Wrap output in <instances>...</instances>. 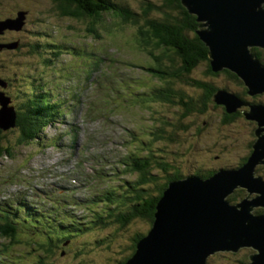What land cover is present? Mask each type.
Returning a JSON list of instances; mask_svg holds the SVG:
<instances>
[{
  "label": "rangeland",
  "instance_id": "1",
  "mask_svg": "<svg viewBox=\"0 0 264 264\" xmlns=\"http://www.w3.org/2000/svg\"><path fill=\"white\" fill-rule=\"evenodd\" d=\"M117 1L127 3L131 9L140 11L148 0ZM20 9L27 12L26 28L20 32L15 29L9 30L6 39L11 41L9 42L11 47L0 49V78L10 81L8 90L13 98V103L20 108L23 102L32 97L33 93L29 91L30 82L44 79L48 82L50 89L61 90L64 95L71 99L74 97L73 95H76V98L80 97L81 104L65 119L67 123H56L55 126H49L44 132L47 133L46 138L35 139L31 144L21 146L24 148L21 153L14 146H9L15 151V159L10 164L9 157L4 156L2 161L5 160L6 162L0 174L5 175L8 170L22 166V175L27 176L30 181L3 183L2 191H0V201L23 192H37L40 188L49 189L54 187L55 180L67 177V172L72 173L68 174L70 177H73L75 173L80 176L76 188L77 193L95 189L96 187L86 184L87 180L98 184L97 179L87 177L95 163V157L100 153L113 151L117 148L125 149L122 145L108 146L101 139L115 134L123 136L124 131L129 134L127 129H123L119 125L120 122L128 123L131 128L137 126L138 131L144 135V128L140 124L143 123L144 126V124L151 123L150 114L144 109L153 110L151 112L154 120L153 128L161 129L162 124L168 121L163 126L165 129L164 139H167L168 136L170 140L161 141L152 138L145 148V155L154 154L163 161L173 163L172 169L169 170L170 174L177 169L182 174H189L195 172L199 165L208 168V170L216 169L222 164L229 165L220 167L225 168L232 165L231 167L234 168L245 158L248 152V143L256 138L254 136L257 127L256 121L239 117L235 121L223 123L220 120L223 111L219 107L215 108L210 105L203 113H191L187 118L189 129L181 127L176 132L177 136L173 137L167 134L172 129L169 123H172L173 116L177 115L178 112L181 113L180 110L184 109V105L179 103L174 107L167 102L150 98L151 87L160 84L161 79L152 70L144 67L140 69L133 66L134 63L129 61L127 63L115 61L120 58L123 62L124 58H127L136 63L151 62L148 55L141 54L139 47L134 46L132 43L120 42L118 39L122 34L130 39L129 36L135 34L134 25H114L113 28L116 32H113L112 30H104L101 27L102 25L98 24V30L103 32V38H97L96 32L88 30L87 22L71 16L59 15V11H57L51 0H0V20H6L7 17L16 19L21 12ZM6 14H9V16H6ZM118 21V19L113 20L112 24ZM50 39H54L59 43H80L82 47L84 43H88L89 54L83 56L64 53L59 58L58 63L54 65L51 63L52 66L44 65V60L48 57L55 59L52 49L44 48L43 50V48H39L34 52L32 45L40 40V43L42 41L48 43ZM17 42L22 43L21 48H16ZM253 48L251 47V51ZM103 53L110 54L113 61L110 62L106 57H101ZM96 54L98 60L90 67L87 64L86 57L90 58ZM198 68L195 70L196 72L192 73V76L210 81L211 76L206 75L204 72L206 66L201 65ZM62 72L65 77L60 76L59 73ZM123 74H125L124 78L129 79L130 85L137 86V83L140 82V85L145 84L146 87L140 88L138 94H135V99L138 97V100L134 99L130 103H126V95L116 89V84L122 83ZM214 80H217L221 85L227 84L236 91L242 90L239 84L228 81L225 77ZM186 84L180 83L178 87L185 90L189 95H195L193 90L195 87L190 88ZM94 86L106 88L107 91L103 96L99 92L95 94V91H93ZM2 89L4 87L0 85V90ZM143 90L144 97H141ZM115 91L119 93V97ZM94 94L95 97H93ZM258 96L264 101V92L258 94ZM247 98L252 99V96L249 95ZM68 100L70 101V99ZM88 106L92 107V111L88 109ZM107 106L111 107V110L106 111ZM238 110L242 111L241 107ZM80 113L83 115V120L79 116ZM90 114H92L93 121L88 118ZM75 118L79 119L80 125L77 142L73 147L71 140L74 136L67 131L69 129L68 124L71 121L74 122ZM64 132H66V138L63 141H58V137ZM4 134L6 136L0 140V148L8 144L10 139H16L17 137V133L9 134L5 132ZM159 135H163V132ZM88 138L90 139L88 140ZM44 141L49 142L50 145L40 146L38 144ZM66 144L73 147L74 154ZM134 147L133 144L132 148L134 149ZM82 152H84V155H81ZM80 157L84 158L81 159ZM25 162H27L29 169L24 170ZM137 164L136 162L133 167L138 170ZM160 174L161 176L166 175L162 172ZM1 179L3 177H0ZM161 180H164V178ZM67 184L72 185L73 183L67 182ZM134 222V225L128 228L127 226L110 225L108 228L86 231L80 236H74L73 240H68L63 245L60 244L62 246L54 247V252L50 255L52 262L54 264H82L84 262L86 264H115L119 259H123L132 251L137 250L139 241L148 235L147 233L151 228L149 222L145 219H136ZM139 236L141 237L136 241L135 239ZM241 249L236 253L226 251L220 254L216 252V256L211 254L213 257L210 255L207 258V264H245L248 260L241 262L240 259L245 254L249 258L252 250ZM76 251L80 253L77 257H74L73 253ZM63 252H65L64 255Z\"/></svg>",
  "mask_w": 264,
  "mask_h": 264
},
{
  "label": "trees",
  "instance_id": "2",
  "mask_svg": "<svg viewBox=\"0 0 264 264\" xmlns=\"http://www.w3.org/2000/svg\"><path fill=\"white\" fill-rule=\"evenodd\" d=\"M59 15L71 16L76 19L87 22V28L90 32H96L97 38H103V32L98 30L97 25L106 30L116 32L113 28L114 25L132 24L135 26V34L130 35V39L127 36L121 35L120 42L132 43L141 50V54L148 55L151 58L150 63H136L132 60L124 58L123 62L120 58L116 59V62L127 63L128 61L134 63L133 66H137L140 69L142 67L152 70L160 79V84L151 87L152 99H159L160 101L167 102L171 105H178L182 103L184 109L180 110L181 113L173 116L172 129L167 134L170 137L177 136L176 132L181 129H189L187 123L188 116L193 112L203 113L208 107L214 106L215 108H222L221 122H232L239 117H245L243 111H236L229 113L226 111L224 105L219 106L214 101V94L219 89L227 90L235 93L240 99L244 100L246 104L244 109H249L251 104H264V101L259 98L258 94L251 95L252 99L247 98L250 94L248 88L245 85L242 78L231 71L230 69H223L215 72L212 68L211 57L209 54V47L202 40L197 30L200 28V24L197 20V15L189 12L188 8L183 5L182 0H153L147 1L141 7L140 11H135L129 7L127 3H121L117 0H51ZM147 4V5H146ZM119 20L112 24L113 20ZM122 33L121 31H118ZM41 41V40H40ZM36 41L32 45V50L36 52L39 48H48L53 50V56L58 57V52L74 53L76 51L83 52L85 56L88 53V43H84L82 47L80 43L65 42L59 43L54 39H50L48 43ZM0 42L1 39H0ZM53 45V46H52ZM92 51V50H90ZM252 52L259 58L264 64V48L254 47ZM59 54V53H58ZM101 55V54H100ZM106 55V56H105ZM101 57L110 58V54L103 53ZM57 59V58H56ZM111 62L113 61L112 58ZM89 60V58H88ZM54 59L48 57L44 60V65L52 66ZM52 63V65H51ZM201 65L206 66L204 70L206 75H210L211 80H202L195 78L192 73L199 69ZM196 72V71H195ZM225 77L228 81H233L239 84L242 88L241 91H236L229 87L227 84L221 85L217 80ZM35 79V78H32ZM44 80V79H43ZM36 81V80H34ZM45 81V80H44ZM180 83H187L186 85L195 87V95L187 94L185 90L178 87ZM144 87L145 84H144ZM50 94L52 92L50 91ZM28 113L19 112L20 115L17 118V126L20 129L22 137L19 139V143H23L26 138L33 136H39L40 131L45 127L54 116L50 109L49 92L47 89L39 90L28 102ZM175 107V106H174ZM149 112L150 124H144V135L146 142L142 140L141 143L132 149L127 157L129 160L125 163L129 166L130 172H132V180L129 181L131 189L137 187L136 191L131 194L122 195L121 202L115 203L117 206L113 210L107 213L98 215L97 224H102L101 227H108L107 225H119L120 227L127 228L134 225L136 219H145L151 226L155 221L157 206L160 199L163 197L169 183L173 180L183 177L182 172L177 169L171 174L169 170L172 169L173 163L166 160H161L154 154L145 155L144 145L147 147L148 143L153 140L169 141L170 138H165V129L162 124L161 129L153 128L154 122L151 109H144ZM243 110V109H242ZM16 132V131H15ZM163 132V135H159ZM11 134V133H10ZM255 136V132H254ZM163 137V138H162ZM254 138V137H253ZM255 140V139H254ZM254 141L251 140L248 143V152L245 158L238 164L241 167L245 161H247L253 149ZM6 150V149H5ZM0 148V156H1ZM129 161V163H128ZM138 163L139 169L134 168V164ZM176 166V165H175ZM264 165L258 167L262 168ZM194 174L200 177H207L215 172V170H208V168L199 165ZM165 173V176H161L160 173ZM164 180H161L163 179ZM112 192V190H111ZM109 192V194H111ZM248 194L247 189L238 188L230 196L229 199L236 203L239 197H245ZM121 210L119 214L117 211ZM256 212H263V208H257ZM95 218V217H94ZM146 222V223H147ZM91 227L95 226V223L91 224ZM99 226L98 228L101 229ZM21 230L23 229V223H20L18 227L11 226L7 220L0 216V232L7 238V241L3 240L0 244L1 248L5 250V256H7L14 263L17 264H31L27 261H34L38 259L39 264H51V254L54 252V247L57 241L53 239L46 241L45 239L24 235ZM78 231L76 233H81ZM0 233V237L3 236ZM141 236L137 237L135 240ZM54 238V237H53ZM21 246H25L21 249ZM225 253V252H220ZM217 253V254H220ZM213 254V255H217ZM211 255V257H213ZM73 256L78 255L73 253ZM247 254L241 257V262L248 260ZM10 259V260H11ZM15 260H20L15 261ZM122 260V259H121ZM35 262V261H34ZM36 263V262H35ZM73 264V263H69Z\"/></svg>",
  "mask_w": 264,
  "mask_h": 264
},
{
  "label": "water",
  "instance_id": "3",
  "mask_svg": "<svg viewBox=\"0 0 264 264\" xmlns=\"http://www.w3.org/2000/svg\"><path fill=\"white\" fill-rule=\"evenodd\" d=\"M203 22L197 30L209 47L212 68L238 74L250 95L264 92V64L251 47L264 48V0H182ZM25 12L0 21V32L20 30ZM11 47L0 44V47ZM17 46V45H16ZM214 101L234 113L246 102L235 93L219 89ZM256 121V140L247 161L239 168H224L211 177L191 175L169 183L156 211L154 225L139 241L124 264H207L218 251L252 249L245 264H264V104L243 111ZM1 117V116H0ZM0 125L8 127L5 119ZM247 189L236 203L229 196Z\"/></svg>",
  "mask_w": 264,
  "mask_h": 264
},
{
  "label": "clouds",
  "instance_id": "4",
  "mask_svg": "<svg viewBox=\"0 0 264 264\" xmlns=\"http://www.w3.org/2000/svg\"><path fill=\"white\" fill-rule=\"evenodd\" d=\"M243 107H244V106H243ZM241 109H243L242 111H245V110H249L250 108H249V109H244V108L241 107ZM245 116H246V115H245ZM255 136H256V135H255ZM255 140H256V138H255ZM255 140H254V142H255ZM253 144H254V143H253ZM245 162H246V161H245ZM245 162H244V163H245ZM222 165H229V164H222ZM222 165H220V166H222ZM220 166H218V167H216V169H212V170H215V172H216V171H218V170H220V169H224L223 167H220ZM231 166H232V165H231ZM231 166H227V167H225V168H233V167H231ZM219 167H220V168H219ZM237 167H238V166H237ZM237 167H234V168H237ZM217 168H218V169H217ZM215 172H214V173H215ZM207 177H208V176H207ZM244 248H246V249H250V248H248V247H244ZM244 248H243V249H244ZM240 250H242V249H240ZM251 250H252V249H251ZM252 251H253V250H252ZM220 252H226V251H218L217 253H220ZM235 253H236V252H235ZM214 254H216V253H214ZM248 261H249V258H248ZM248 261H247V262H248Z\"/></svg>",
  "mask_w": 264,
  "mask_h": 264
},
{
  "label": "bare ground",
  "instance_id": "5",
  "mask_svg": "<svg viewBox=\"0 0 264 264\" xmlns=\"http://www.w3.org/2000/svg\"><path fill=\"white\" fill-rule=\"evenodd\" d=\"M14 131L18 132V129H14ZM87 150H88V149H87ZM87 150H86V151H87Z\"/></svg>",
  "mask_w": 264,
  "mask_h": 264
}]
</instances>
